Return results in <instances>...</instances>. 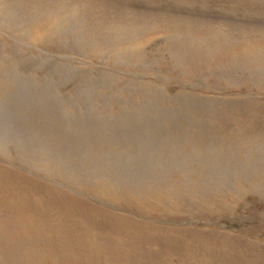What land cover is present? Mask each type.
Instances as JSON below:
<instances>
[{
    "label": "rangeland",
    "instance_id": "374dc122",
    "mask_svg": "<svg viewBox=\"0 0 264 264\" xmlns=\"http://www.w3.org/2000/svg\"><path fill=\"white\" fill-rule=\"evenodd\" d=\"M69 1L0 10V158L112 213L145 206L156 226L239 243V263L224 250L215 264H264V0H234L237 26L201 21L229 0H127L102 24ZM99 181L124 197L86 193Z\"/></svg>",
    "mask_w": 264,
    "mask_h": 264
},
{
    "label": "bare ground",
    "instance_id": "6f19581e",
    "mask_svg": "<svg viewBox=\"0 0 264 264\" xmlns=\"http://www.w3.org/2000/svg\"><path fill=\"white\" fill-rule=\"evenodd\" d=\"M66 1L65 2L62 1L61 3L58 0H0V10L6 7H8V9L11 10V7H16L18 10H20V12L30 14L32 13V11L37 12L38 11L37 8L40 6L42 7L41 12H45L48 8L55 7V3L59 4L60 6L61 4L66 3ZM137 1L141 2V0H137ZM69 2H75L81 4V6H79L78 8L83 7L82 9L83 12L82 10L79 12L80 13L79 17H82L83 19L86 18V20L84 19L85 22L92 23L95 19H100L101 24L102 22L104 23L105 21L114 18L115 15H117V10H120L122 7H125L123 5L127 4V0H70ZM181 3H183V1ZM229 5H231L230 8L229 6L228 7L224 6V8L216 6V10L220 12L219 13L220 15L218 14L217 16L220 17L216 16L217 18H214V16L212 15L213 17H210L211 20L201 19V21L212 22L213 20H218V21L220 20L228 25H233V26L239 25L240 23L238 24V22L236 21L239 20L236 10L238 5L237 3L234 2V0H229ZM55 10L56 9L54 8L52 13L56 12ZM154 10L158 11L161 9L156 8ZM204 11L205 10H203V12ZM0 12H3L1 13V18H0L1 21L2 20L6 21L7 19H9L6 18L5 15L6 13L4 11H0ZM36 15H38V12L37 14H35V16ZM55 18L56 17L54 16V19ZM75 18L77 19L78 16H76ZM74 21L76 22L77 20L74 19ZM120 23L122 24V22ZM46 25H47L46 20L42 18L32 28L33 29L32 33L35 34L36 37L41 36L46 28ZM112 25L109 26L112 27ZM96 26H98V24ZM87 27L88 25L86 26V28ZM115 27L113 28L115 29ZM90 33L92 32L90 31ZM51 151L53 150L51 149ZM36 159L34 160L36 161ZM13 163L15 162L12 161L10 157L7 156L2 157L1 155L0 158V264H104V263L105 264H215L214 262L215 260H217L218 256L220 255V252L222 254L224 250L229 251V260L234 261L233 263H239L238 262L239 259L237 260V250H238V246H240L239 243L235 241L234 242L232 241L233 243H231L232 239L230 240L228 238H225L224 235L213 232L191 233V231H188V229H183L182 227L175 230V229H167L165 227L156 226L155 223L151 221L152 220L151 216H154L153 213H155L153 212L154 211L153 209H150L153 210L152 211L153 213L148 214V217H151L150 218L151 220H149V222L151 221L150 223L146 221L147 216L142 214L145 206H143V210L141 212L139 209L134 210L133 208L128 207L129 205L123 206L118 204L119 207L117 206V208L122 209L125 212L119 214L112 213L108 209H106V207L104 208V206L103 207L98 206L100 203L99 201H98L99 202L98 205H96L97 203L92 204L89 202V200L88 202L83 200L81 198L83 194L82 196L80 195L81 191L78 192V194L76 192L74 193L73 191L69 192L68 189L63 188L60 185L53 184L52 181L48 180L46 177H43L44 175L43 176L42 174L39 175L40 172L37 171L36 173L35 170H32L29 167L28 168H26V166L22 167L23 165L19 167L20 166L19 164L18 166L16 163H15L16 165ZM66 165L68 164L66 163ZM109 188H106V184L100 182V184L98 183L96 187L88 188L92 191H86V193H91V194L107 193L115 197H118V193L120 195H123L121 194L122 192L120 193L118 189L114 188V190L115 189L117 190L114 191L112 188L111 189ZM124 193H126L125 197L132 198V200L143 199L145 201L148 199L147 194H149V196L154 195L153 198L151 197L152 199L150 198L151 200H153L151 201L153 203L152 206L159 205L160 201L161 200L163 201L166 197V196L162 197L163 194L157 192L135 193L131 191ZM171 195L172 194L167 195L168 199H170L169 196ZM172 197L174 198L175 196L172 195L171 200H173ZM175 200L176 199H174V202ZM164 201H170V200H164ZM148 204L150 205V203ZM138 206L142 208L140 204ZM164 206L166 205L163 204L161 206L163 211H164L163 208ZM169 208H171V206H169ZM157 209H159V207L156 208V211ZM169 212H171V210ZM156 215L159 216V214ZM166 218H168L169 220V218L171 217H168L166 215ZM177 218L179 219V217ZM245 250L246 252L249 253L241 254V256H247L248 254L251 253L249 247L246 246ZM227 253L228 252H226V254ZM253 260L254 259H252V261ZM260 262L262 261H259V263Z\"/></svg>",
    "mask_w": 264,
    "mask_h": 264
}]
</instances>
